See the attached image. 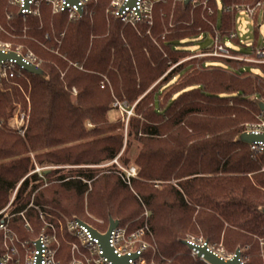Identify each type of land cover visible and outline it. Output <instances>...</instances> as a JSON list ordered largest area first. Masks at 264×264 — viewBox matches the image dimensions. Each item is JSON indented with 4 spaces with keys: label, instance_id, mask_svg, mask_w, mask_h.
Segmentation results:
<instances>
[{
    "label": "trees",
    "instance_id": "obj_1",
    "mask_svg": "<svg viewBox=\"0 0 264 264\" xmlns=\"http://www.w3.org/2000/svg\"><path fill=\"white\" fill-rule=\"evenodd\" d=\"M221 1L220 27L224 28L229 19L224 7L230 0ZM108 4L109 0H97L96 5L91 6V15L67 20L66 12L50 19L47 4L43 3L45 23L42 27L35 15L28 16V36L34 35L44 41V33L52 27L55 35L64 32L60 45H50L66 58L63 60L41 50L28 39L18 38L23 17L18 7L7 8L12 16L6 20V3L2 0L0 22L14 29L16 42L26 43L50 62L45 66L49 80L25 70L0 80V124L7 131L0 128V209L28 172V149L42 166L99 163L113 159L120 152L124 145L123 135H107L121 128V124L119 121L111 124L108 120L112 97L107 88L99 86L101 74H106L117 99L130 106L136 102V117L130 118L125 142L126 151L136 147L133 162L137 165L138 177L132 178L135 193L120 177L105 174L96 177L93 169L71 170L57 176L58 183L38 192L35 202L54 205L66 214L85 220L78 214L84 211L83 198L87 193V211L104 220L101 230L106 229L109 216L120 222L141 225L137 217L143 211V203L150 212L154 240L168 264H207L193 256L189 247L182 243L190 234L204 237L208 244L221 243L230 254L240 247L244 264H264L260 254L261 249L264 252V245L259 242L260 238L264 242V215L259 211L264 207V153L255 155L248 145L234 142L243 130L242 123L252 120L248 109L257 111L252 97L264 100V84L258 85L251 76L258 70V76L264 81V65L236 59L204 58L200 61L203 70L182 65L161 78L168 68V60L147 36H143L146 22L138 24L139 33L123 25L115 16L108 21ZM208 4L216 12V1L209 0ZM162 7L168 17L169 4L164 3ZM181 11L179 6L175 12L177 18L184 16ZM156 19L151 29L155 35L161 31L159 19ZM214 20L217 22V14ZM177 37L184 38L186 34ZM52 40L50 37L45 42ZM177 41L174 43L178 46ZM168 46L170 60L174 61L177 53L185 52V49L174 48L172 43ZM243 53L251 54L250 51ZM67 60L94 73L70 67L60 77L55 64L65 69ZM173 74L180 80L169 90ZM14 79L25 86L31 83L30 120L23 137L13 127L4 128L17 109L13 103L24 100L10 83ZM72 87L78 90L76 96L71 92ZM87 121L92 127H87ZM123 157L130 159L126 155ZM152 180H175L176 183L155 186ZM27 186L25 180L17 197L18 211L25 208L29 200L27 197L20 201ZM30 216L34 217L32 211ZM32 223L37 225L34 219Z\"/></svg>",
    "mask_w": 264,
    "mask_h": 264
},
{
    "label": "rangeland",
    "instance_id": "obj_2",
    "mask_svg": "<svg viewBox=\"0 0 264 264\" xmlns=\"http://www.w3.org/2000/svg\"><path fill=\"white\" fill-rule=\"evenodd\" d=\"M115 0H109V4L108 7L106 9V19L108 21L111 20L112 18V9H113V3ZM202 1V0H200ZM217 3V8H216V12H215V8L211 5H209L208 3L205 5H199L196 7H192V6H187L186 8H183L182 5H180L179 3H175L174 0H161L159 1L156 5H155V11H153V17L150 21H145V25L147 26L146 31L143 33V36H147L151 43L156 46V48L158 49V51L162 54L163 58H167V65L168 68L166 69V71L164 72V74L162 75L161 78L165 77L166 75H168L169 73H171L173 71V68H176L177 66L181 67L182 65H188L191 66L192 65V70H203V68L200 67V61L204 58H210L213 60H225V59H231L228 57H224V56H215V55H211L210 53L214 51L213 47H209L210 44H212V39L211 36H214V26H216V21L214 20L215 18V14H217V23H218V28L220 27V24L222 22V15H223V6H222V1L221 0H215ZM254 0H230L228 3H226L225 11L227 13H229V19H227L226 23L227 26H225L223 29V31H227L230 27H231V21H232V13L227 11L226 9H230L232 8L233 5H241V4H249L251 2H253ZM1 2L2 0H0V6H1ZM97 0H88L86 3V7L85 10L82 14L86 16L87 15H91L92 13V9L93 7L92 4L95 6L96 5ZM6 3V20L9 21V19H11L12 14L10 12L7 11V8H15L17 7L13 0H5ZM164 3L169 4V16H166V10L162 7V5ZM46 4V3H45ZM182 8L183 11H181L182 13H185L184 16L177 18L175 15V12H177V8L179 6ZM48 8V13L50 14V19H52L54 16L59 15V13H55L53 11V7L50 4H47L46 6ZM42 8H40L38 14H36L35 16L38 18V23H39V27H42L45 23L44 20V16L42 14ZM180 11V10H179ZM67 20H73V19H78L81 17H73L71 18L68 13L65 15ZM23 17V16H22ZM28 17H23L22 18V22H23V28L20 29L21 30V34L18 35L20 39H28L27 41H31L34 42L35 44H37L41 50L49 52L51 55L56 56L57 58H62L64 60V56L60 53H58V49H54V48H50V45L57 43L58 45L61 44L62 39L64 37V32L59 33V35H55V31L54 28L52 27L50 31H46L44 33V41H41V39L33 36H28L27 34V28H26V19ZM156 18L159 19V22L161 24V31L158 32V34H154L152 33L151 29H153L156 25ZM139 23L135 25H129V24H123V25H128L130 26L134 31H137L140 33V27H139ZM8 27V26H7ZM7 27H5L4 24H2L0 22V44H5L10 46L12 49H19V51L21 53H23L24 55H29L34 57L36 60H43L44 61V66L43 69L45 70V66L47 65L48 62H50L48 59H46L45 57H42L41 55L37 54L35 51H33L32 49H30L28 47V45L26 43H23L21 41L16 42L15 41V37L17 38V35H15L14 33H12V30L14 29H8ZM235 29L238 35L239 40H241V47H243V49L246 50H250L253 41L256 40V43L258 45H261L264 39V22L261 20V16L258 17L256 24H254V20L249 17L245 11L241 10V11H237L236 15H235ZM186 37L184 38H178L177 35H185ZM204 35V36H203ZM174 36H176L175 39ZM50 37H52V41L49 43H46L45 40L49 39ZM202 37H204V39H202ZM171 38H174L173 40H171ZM178 40V41H177ZM203 40V41H201ZM175 41H177V43L179 42L180 45H176V43H174ZM163 43H165L166 45H163ZM172 43L174 45V48H182L185 49V52H183V54H179L177 53L176 55L178 56L176 59L170 60L169 58V53L167 52V48L169 47L168 44ZM27 45V46H26ZM231 47H233V49L240 47L239 45H235L231 44ZM175 54V53H174ZM253 54H250V56L248 57H242L243 59H239V61L244 62V63H250L253 65H264V63H260L257 62L254 57ZM66 59V58H65ZM68 65L65 69H62L61 67H59L57 64H55V66L57 67V69L60 72V77H63V75L66 73L67 70H69V68H77L79 71L88 73V74H93L94 72L92 71H87L85 70L82 66L78 65L77 63H73L70 60H67ZM190 64V65H189ZM178 67V68H179ZM46 71V70H45ZM191 72V71H189ZM260 73V71L258 70H254V73L251 74V76L255 77L257 84H264V81L261 79L260 76H258V74ZM257 76V77H256ZM174 80L171 82L170 86L168 87L169 90L172 89V86L174 84H178V80H180L178 78V75H174ZM10 78V77H8ZM8 78H4V79H8ZM160 78V79H161ZM3 79V78H2ZM21 79V78H19ZM101 81H100V88L101 89H105L107 88L111 94L112 100H111V108L112 110L109 112L108 114V120L109 122H112L111 124L116 123L117 121L120 122L121 124V128H116L113 131H110L109 133H107V135H115V134H122L124 137V145L122 147V149L120 150V152L113 158L110 160H105L103 162H99V163H91V164H78V165H71V164H51V165H40L36 156L34 155L33 152H30L28 149V153L27 156L29 157L30 160V166L28 168V172L18 181V183L16 184L15 188L13 189L12 193L10 194L9 200L7 201V203L0 209L2 210L3 208L7 207V205L10 203V200L13 198L14 192L15 195L13 198L14 201V205H12L13 207H15L14 209L16 210V206H17V197L19 195L21 186L23 185L24 181L27 180L28 182V186L27 189L24 193L21 194V200H24V198H29L25 208L28 206L30 201H33L34 205L38 206L39 208H41L45 213H46V217L47 219H50L54 222H56L58 219L61 220L63 223H65L66 220H69L70 218H74L77 216H74L73 214H66L64 211L60 210V208L48 204V203H36V195L37 193H41L44 188L48 189L49 187H51L53 184L58 183V180L56 179L57 176L63 174L64 172H69V171H78V170H88V169H93L95 170V172H97L96 177L101 176L102 174L105 175H114V178H121V180L124 182V184H126L132 193H135L133 186H132V178H137L138 177V171H137V165L133 162V156L136 152V147L133 146V148H131L129 151L125 149V145H126V139H127V133L129 130V124H130V118L135 116L134 113V105L136 104V102H134L132 104V106H130L129 104L120 101L119 99H117L114 95L113 89H112V84L110 83V80L108 78V76L106 74H101ZM159 81V79L154 83L156 84ZM27 82V80H26ZM11 85L17 89L22 97L24 98V100L22 101V103H17L14 102V106H16L17 109H15L12 113L11 116V121L8 122V124L6 125V127H4L5 129L9 128V127H13L16 130L17 134H20L21 137H23L25 135V131L27 129L29 120H30V110H31V99H30V90H31V83L27 82L26 86L23 85V83H21L20 80L14 79L12 81H10ZM153 86V85H152ZM71 92L74 96L77 95L78 90L76 87H72L71 88ZM254 98V97H252ZM257 98V97H256ZM262 100V99H261ZM23 104V105H22ZM119 104L122 106H125L126 108H128V112H123L121 111V109L119 108ZM231 104V103H230ZM252 115V120H247L244 123H242V127L244 128V124L247 122H253L256 118V114L258 112V109L256 112L248 109ZM137 117L139 119H141V121H143L144 119L141 117V115H137ZM87 127H92V123L90 121L86 122ZM0 128L1 130L3 129V125L0 124ZM6 131V130H4ZM243 131V130H242ZM241 131V132H242ZM7 132V131H6ZM136 144V143H135ZM125 150V151H124ZM123 155L130 157L129 160H126ZM125 162H124V161ZM130 168H134L135 170V175L133 177H131V179L128 181L126 179V177H123V175H127V172L129 171ZM36 170H42L41 172V177H38L36 173ZM249 176H251L249 174ZM28 177L27 179L24 180V178ZM80 179H82L81 177H78ZM83 181H85L84 179H82ZM91 181L87 180V183L90 184ZM151 183H153L155 186L159 184H163V183H171V184H175V180H170V181H150ZM33 188V189H32ZM87 205V193L85 194L84 198H83V213L82 214H78L79 216H82L87 222H89L90 224L98 227V228H104V220L99 219L97 217H95L94 215L90 214L87 211L86 208ZM12 208V207H11ZM198 209V207H196ZM24 209V208H23ZM142 213L137 217V220H141L142 215L145 211V209L148 211L149 213V218H150V212L148 210V208L145 206V204L142 203ZM14 210V211H15ZM30 211H32V214L34 215V217L30 216ZM36 214V215H35ZM196 215V213H195ZM26 216L29 218V221L32 225V229L27 231L25 230V228H23L22 224H21V218L19 216H15L12 218L11 221V228L13 230V232L16 234V239H15V246L16 247H20L19 242L20 241H28L29 239L35 237V235L37 234V232L43 227L42 223L43 221L40 220L37 217V213H35V209H27L26 210ZM80 218V217H77ZM18 219V220H16ZM36 220L37 221V225L34 226L32 223V220ZM117 219V218H116ZM142 221V220H141ZM132 224V221H127V222H121V224ZM142 224V222H141ZM132 226H138L135 225V223L133 222ZM150 226V224H149ZM108 227V224L106 226V228ZM151 228V227H150ZM152 230V229H151ZM153 232V231H152ZM21 233L24 234L21 235ZM154 235V234H153ZM188 239H194L196 243L198 242H204L207 241V239H205L202 236H195L194 234H190L188 236ZM260 245H264L263 239L260 238L259 239ZM67 244H65V242H63V253L60 254V257L65 259L68 258V245L67 247H65ZM208 246L210 248H212L215 251H222L225 255L231 256L232 254L228 253L224 247L221 245V243H219L218 245L215 244H208ZM27 252V251H25ZM69 252V251H68ZM25 254V253H24ZM23 254V256H24ZM161 254V253H160ZM192 254V253H191ZM262 260L264 262V252L260 251ZM162 256V254H161ZM161 256L158 254V256H155L154 262L155 264H168L169 261L164 259L161 260ZM201 259V258H200ZM244 259V258H243ZM242 259V260H243ZM163 261V262H162Z\"/></svg>",
    "mask_w": 264,
    "mask_h": 264
},
{
    "label": "built area",
    "instance_id": "obj_3",
    "mask_svg": "<svg viewBox=\"0 0 264 264\" xmlns=\"http://www.w3.org/2000/svg\"><path fill=\"white\" fill-rule=\"evenodd\" d=\"M87 1L76 0V3L72 4L67 0H13L19 9V14L23 17L38 14L41 5L46 3L53 7L55 13L66 12L71 18L82 16ZM159 1L161 0H135L134 3H131V0H115L112 15L115 18L118 17L123 24L129 25H135L142 21H150L153 17L154 7ZM184 1L174 0L175 3H179L180 5ZM208 1L189 0L188 7L206 6ZM263 7L264 0H254L249 4L233 5L232 8H227L226 10L232 13L231 27L227 31H223L221 27L218 28V23L216 22L214 36H211L212 44L209 45V47H213L214 51L210 54L239 60L250 56L243 53L244 51H250L257 62L264 63V39L261 45L257 43L253 45L252 43L250 50L243 49V47L233 49L230 46L233 44L232 41L234 39H238L240 43L242 42L239 40L235 29L236 12L243 10L255 21L261 16ZM0 51L3 53L15 51L22 54L25 61L34 64L36 67L43 68L44 66L43 60H36L32 56L24 55L19 49H12L8 45L0 44ZM21 70L24 69L17 65L16 60L2 61L0 63V80L2 78L14 77ZM119 108L123 112H128V108L123 105L119 104ZM243 131L258 136L264 135V109L258 110L253 122L244 124ZM248 146L249 150L255 155L264 153L263 141H255ZM41 172L40 170H36L35 174L41 177ZM134 175V168H130L127 175H123V177H126L129 181ZM27 178H24V180ZM14 195L13 198H15ZM13 198L7 207L0 210V264H114V261L105 254V249L99 237L95 236L91 230L92 227L100 233H105L108 227L105 230H101L86 220L80 218L77 220L75 217L66 220L65 223L59 219L54 222L47 219L46 213L34 205L33 201H30L26 208L19 211L15 210V207L12 206L15 201ZM27 209H35L37 217L43 221V227L37 232L35 237L28 241H20V247L18 248L14 243L17 236L10 225L12 218L19 216L23 228L27 231L31 230L32 225L26 216ZM141 220L142 224L139 226L121 224L120 222L117 227L110 231L108 244L112 248L113 255L116 257L127 256L128 264H155V256H158V254L161 256V254L149 226V213L146 209ZM187 241L194 245H203L206 242L196 243L194 239H187ZM63 242L69 248V252L67 251L68 258L65 259L60 257V254L63 253ZM215 252L223 258L232 256L225 255L222 251ZM191 253L197 257L198 251L191 249ZM164 259V256H161V260L164 261Z\"/></svg>",
    "mask_w": 264,
    "mask_h": 264
},
{
    "label": "water",
    "instance_id": "obj_4",
    "mask_svg": "<svg viewBox=\"0 0 264 264\" xmlns=\"http://www.w3.org/2000/svg\"><path fill=\"white\" fill-rule=\"evenodd\" d=\"M68 2L74 4L76 0H67ZM135 0H131V3H134ZM189 4V0H185L182 4L183 8H186ZM118 19V17H116ZM261 20L264 21V7L261 13ZM16 60L17 65L22 67L26 72L44 78L45 80H49L48 73L43 68H38L34 64L25 61L24 56L15 51H10L8 53H3L0 51V63L2 61L7 60ZM253 104L257 107L258 110L264 109V101L259 98H252ZM255 141H263L264 135H255L252 133H247L242 131L238 133L234 139L235 143H243L246 145H250ZM259 211L264 215V207H260ZM75 219L79 220V218L75 217ZM120 224V220L109 216L108 218V228L105 233L98 232L95 228L91 227L93 234L99 237L102 246L105 249V254L108 255L113 261L114 264H128L127 256H122L120 258L113 255L112 248L108 244V239L110 235V231L117 227ZM182 243L187 245L189 249H195L198 251L197 257L201 258L207 264H244L241 255V249L238 247L234 254H232L229 258H223L219 256L214 250L208 247V243L205 242L203 245H194L189 243L187 240H182Z\"/></svg>",
    "mask_w": 264,
    "mask_h": 264
},
{
    "label": "crops",
    "instance_id": "obj_5",
    "mask_svg": "<svg viewBox=\"0 0 264 264\" xmlns=\"http://www.w3.org/2000/svg\"><path fill=\"white\" fill-rule=\"evenodd\" d=\"M232 43H233V44L235 43V45H239V46L241 45V43H240L239 41H238V42H233V41H232ZM240 47H241V46H240ZM238 48H239V47H238ZM263 101H264V100H263Z\"/></svg>",
    "mask_w": 264,
    "mask_h": 264
}]
</instances>
